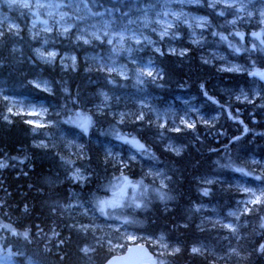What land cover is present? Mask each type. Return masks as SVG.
<instances>
[{"label":"trees","instance_id":"trees-1","mask_svg":"<svg viewBox=\"0 0 264 264\" xmlns=\"http://www.w3.org/2000/svg\"><path fill=\"white\" fill-rule=\"evenodd\" d=\"M81 1L93 12H132L143 2H153ZM0 7L7 13V20L20 28L16 43L23 55L28 56L31 46H36L30 42L31 15L23 9L8 8L1 1ZM193 10L199 14L202 12L199 7ZM209 18L217 34L227 32L226 28H221L220 16L213 18L210 15ZM182 34L185 36V33ZM51 41L56 43L59 51L74 54L77 71L64 72L55 77V70L47 72V68L42 66L32 68L25 62H19L13 51L14 38L0 31V87L6 90L4 94L26 97L31 103L51 108L54 117L63 123L75 119L76 113L86 111L99 90L119 96L115 105L127 112L124 119L116 123L107 109H101L99 114L90 111L88 132L75 128L87 152L83 168L89 180L83 187V194L90 195L95 201L107 199L111 194L110 185L117 177L127 176L133 182L142 181L138 191L144 193L138 196L144 205L142 208L126 207L109 209L108 212L133 221L127 225L128 230L153 237L163 232L169 242L177 245L179 252L165 257L156 254L157 264L161 261L164 264H264V252L260 250L264 246V227H261L264 225V195L254 209L240 215L233 253L225 254L223 249L217 248L220 242L217 243L216 237L227 234L224 228L204 222L201 220L204 215L200 217L193 208L194 204L205 202L216 205L222 214L243 197L241 191L232 186L233 182L246 181L264 186V171L245 167L241 161L243 156L264 161V152L260 151L264 148V107L226 101L214 88L215 83L228 87L244 86L247 76L219 73L201 63L199 44L192 46L176 40L175 46L182 50V55L160 56L153 53L150 60L160 70V77L145 84L146 94L159 104L180 92L198 95L214 104V110H219L221 115L214 126L196 124L193 131L179 129L171 132L162 128L150 114L144 117L138 114V101L143 99L135 93L131 79H122L92 67L95 63L92 59L82 60L87 54L97 51L96 47L77 41L73 30L66 38L54 34ZM98 52L101 55L102 51ZM255 61L257 65L253 67L264 69V61ZM84 63H89L87 71ZM37 68L43 77L51 80L50 94L27 84L28 74L37 71ZM109 109L116 110L115 107ZM8 110V104L0 98V164L5 165L0 168V248L8 250L17 264H103L111 255L122 252L129 243L118 234L112 240L123 245L119 249H110L104 243L95 245L96 239L89 229L81 227L88 219L80 214L74 215L71 210L61 209L67 205L68 190L71 187L79 189L65 180L67 170L57 156L61 145L57 148L58 152L34 146L38 137L32 133L28 118L10 114ZM70 130L74 132V127ZM118 137H134L145 146V151L136 150ZM165 138L182 145L183 153L175 155L165 150L162 141ZM118 146L122 151L131 149L137 156L141 152L150 161L168 170L170 180L167 187L156 189L148 184L137 162L128 159L127 166L121 165L107 150V147ZM236 168H243L253 176L237 172ZM209 175L216 176L218 182L209 186L200 184L199 178ZM254 175H260V179ZM205 190L208 195L203 194ZM161 195L165 198L161 199ZM4 225H9V228H4ZM12 230L17 234L13 235ZM25 232L27 238L23 235ZM199 243L207 244L212 251L192 254L189 248ZM84 247L91 251L89 255L83 253Z\"/></svg>","mask_w":264,"mask_h":264},{"label":"rangeland","instance_id":"rangeland-1","mask_svg":"<svg viewBox=\"0 0 264 264\" xmlns=\"http://www.w3.org/2000/svg\"><path fill=\"white\" fill-rule=\"evenodd\" d=\"M0 1L2 2V0ZM230 2L234 4V7H225L222 0L221 2H217V0H201L199 4L181 2V0H153L152 3H141L139 8L134 9L132 12H119L118 10L93 12L81 0H30L32 7L28 9L17 6L11 7V9L26 10L31 15L30 42L32 44L35 43L36 46H31L28 56L23 55L22 49L16 43L20 37V33H18L20 28L7 20V13L1 7L0 31L2 32L3 30L14 38L13 51L19 62H25L32 68L42 66L47 68V72L55 70L57 72L54 71V74L57 77L64 72L77 71L76 59L73 61L72 58H75V56L71 52L59 51L56 43L51 41V37L55 34L61 38H66L68 32L73 30L77 41L84 43V40L87 39L89 41L87 44L97 48V51H92V53L84 56L82 60H85V58L92 59L95 62L92 64L93 66L91 65L92 67L101 69V71H108L110 74L122 79H131L135 93L139 95V98L143 99L138 101V114L141 117L150 114L153 120L160 123L162 128L171 132L172 130L177 131L176 129L193 131L196 124L214 126L221 117L219 110H214V104L208 99L187 92H180L171 99L161 102V104L151 98L146 94L145 84L158 80L160 70L152 63L150 57L153 53L160 56L165 54L182 55V50L175 46L176 40H181L192 46L199 44L201 63L207 64L219 73L247 76V84L244 86L228 87L217 85V83L214 84L216 91L226 101H240L256 105L257 107H264V85L255 76L250 75L253 71H261L252 66L257 65L255 60L264 61V58H261L264 57V44L260 42L264 35V22H262L264 21V15H262L264 13V0H230ZM213 3L215 7H210L209 5ZM4 4L10 8L6 3ZM38 4L44 5V7H37ZM196 7L201 9L202 12L200 14L193 10ZM221 12L224 14L220 15ZM178 15L179 19H177ZM210 15L213 18H219L220 16L221 28H226L227 32L221 31L222 33L217 34L209 18ZM200 19L206 20L207 25L202 28L196 27V22ZM43 21L47 23H42ZM34 24L35 27L33 26ZM169 24L172 27L168 28L167 35L162 37L161 33ZM65 27L69 28L68 32H64ZM45 29L51 30L46 31ZM181 29L185 31H181ZM182 33H185V36ZM238 33H243V39L240 38ZM253 33H262L261 38L256 39L252 35ZM222 36L226 37V39H221ZM109 40L112 41L111 44L108 43ZM138 40L139 43H137ZM37 50L45 53L56 51L58 56L54 62L46 63L38 56ZM99 50L102 51L101 55H98ZM84 66L87 71L89 63H84ZM229 68L239 69V71L225 70ZM141 70H151L154 76H141ZM157 73L159 75H156ZM28 75L30 78L27 84L30 87L46 94L52 92L51 80L43 77L38 68L37 71H32ZM37 83L41 85L40 88L35 87ZM5 91L3 87H0V98L8 104V112L10 114H21L26 116L28 121H39L43 124L42 127H36L34 123H30L32 133L38 137L33 144L34 146L48 147L47 149H53L58 152L57 148L61 145L57 153L58 160L67 170V181L69 184L76 185L79 189L71 187L68 190L67 205L60 208L62 210H71L74 215L80 214L88 219V222L82 224L81 227L89 229V232L96 239L95 245L104 243L110 249H119L121 247H116L117 243L112 240L118 234V237L129 244L148 242L154 248V253H158V256L165 257L176 253L174 250L178 248L177 245L169 242L162 232L153 237L152 235L147 236L128 230V226L122 223L124 218L113 215L110 218L105 217L99 212L97 201L90 195L83 194V187L89 180V175L83 168L84 161L87 160V152L79 140L81 136L75 131L76 126L74 123L66 121L63 123L54 117L51 108H46L42 104L31 103L26 97L16 98L6 95L4 94ZM119 99L116 94L111 95L107 91L99 90L91 100V106L86 111H83L82 114L89 116L90 111L91 113L99 114L101 109H107L109 115L113 116L116 123H120L127 112L120 109L119 105H115ZM111 107H115L116 110L109 109ZM187 123H191L194 126L187 127ZM70 127H74V132L70 130ZM162 141L165 150H169L175 155L183 153L184 148L182 145L176 144L169 138H165ZM113 144L115 145V143ZM107 150L121 165L127 166L126 163L128 162L126 161L128 159L137 162L138 167L143 170L144 179L148 184L153 185V188L162 189L167 187L170 177L165 168L150 161L141 152H138L139 157L131 149L122 151L120 146L116 148L107 147ZM260 151L263 153L264 148ZM144 156L147 158L144 159ZM243 157L244 159L241 161L245 167H250L259 172L264 171V161L248 156ZM247 173L253 176L250 172ZM77 175L80 177L79 179L74 178ZM254 176L259 177L260 175ZM202 178H204L203 181ZM202 178H199L200 180L198 181L205 186L218 182L214 175ZM223 180L224 178L222 177ZM232 186L238 188L243 197L222 214L214 204L193 205L196 213H200V216L204 215L201 220L223 227L227 232L226 238L229 236L234 238V242L230 243L227 241L226 247L219 249H223L225 254L233 253L234 251L240 215L249 213L251 209H254L259 204L252 202L255 199L253 193L262 199L264 189V186L250 184L246 181L233 182ZM246 189H250V191H245ZM129 191L131 192V190ZM138 191L137 197L140 195ZM110 196L111 194L107 198H110ZM138 202H140L139 198ZM126 207L128 206L124 208ZM129 212L133 211L129 210ZM230 213L234 215H230ZM229 224L232 225L235 231L226 227ZM117 228H119V231H116ZM129 236L136 237V239L130 240L128 239ZM161 236L164 239L159 242ZM162 244H167L168 250H165ZM193 248H198L202 251L198 253L208 250L207 244L204 243H199V245H194L190 248V252L195 254L191 251ZM85 249L88 251L85 252ZM82 251L87 255L91 253L86 247ZM169 251L172 254H169ZM209 251L211 252L212 249ZM0 264H16L11 253L6 249L0 248Z\"/></svg>","mask_w":264,"mask_h":264},{"label":"snow or ice","instance_id":"snow-or-ice-1","mask_svg":"<svg viewBox=\"0 0 264 264\" xmlns=\"http://www.w3.org/2000/svg\"><path fill=\"white\" fill-rule=\"evenodd\" d=\"M3 3H6L10 8L13 6H17L20 8H25L28 9L32 7L30 0H2ZM181 2H190V3H197L199 4L201 0H181ZM217 2H221V0H217ZM224 3L225 7L231 8L234 7V4L230 2V0H222ZM210 7H215V4H210ZM37 7H44V5H37ZM224 13L221 12L220 15H223ZM264 15V13H262ZM63 19V17H61ZM177 19H179V15L177 16ZM264 22V21H262ZM42 23H47L46 21H43ZM235 23V21H233ZM207 25V21L204 19H200L196 22V27H204ZM35 27V24L33 25ZM172 25L169 24L167 28L164 29V31L161 33V36H165L168 33V28H171ZM46 31H50L51 29H45ZM69 28L65 27L64 32H68ZM241 39H243V33H238ZM256 39H260L262 33H253L252 34ZM99 38V37H97ZM123 39V37H121ZM221 39H226V37H221ZM89 41L87 39L84 40V43L87 44ZM261 44H264V39L260 40ZM109 44L112 43L111 40L108 41ZM139 43V40L137 41ZM255 47V45H253ZM238 51V49H237ZM38 56L46 63H52L55 61L56 57L58 56V53L56 51H49L47 53L37 50ZM73 61L75 58H72ZM226 71H239V69H225ZM141 76H147V77H153L154 73L151 70H141L140 73ZM156 75H159L158 73ZM252 76H258L261 79H264V72L261 71H253L250 73ZM35 87L40 88L41 85L39 83L35 84ZM46 90V89H44ZM211 99V97H209ZM215 103V101H213ZM31 114V113H30ZM70 123H74L76 127L80 128L83 132L87 133L89 126L91 124V117L87 115H82L81 113H76L75 119H70ZM28 123H34L36 127H42L43 124L39 121H28ZM194 125L191 123H187V127H193ZM179 131V129H176ZM245 131H247V128H245ZM118 139L122 140L124 143L131 145L133 148L137 149L138 151H145V146L140 143L138 140H136L134 137L133 138H128V137H118ZM239 139V137H237ZM177 154H179L177 152ZM5 167L4 164H0V168ZM235 171L241 172L244 175H249V173L245 172L243 168H236ZM75 179H79L80 177L77 175L74 177ZM256 179H260V177H256ZM210 183V181H209ZM143 182H133L130 180L127 176H121L117 177L116 181L110 185L109 191L111 192L110 198L107 199H98L97 200V208L99 212L104 215L105 217H111V214L108 212L109 209H120L124 208L125 206L132 207L134 206L137 209L142 208L144 205L142 202H138V197H137V191L141 188ZM131 190V192L129 191ZM146 191V189H145ZM245 191H250V189H246ZM143 192L140 193L141 196H143ZM204 195H208V191L205 190ZM264 195V194H262ZM253 196H255V199L252 201L253 203H261V197L256 196L255 193H253ZM165 197L161 195V199H164ZM130 201V203H129ZM230 215H234L233 213H230ZM123 224L128 225L133 223V221L128 220L125 218L122 221ZM230 230L235 231V229L232 227L231 224L226 225ZM261 227H264V225H261ZM4 228H9V225H4ZM116 231H119V228L116 229ZM12 234L16 235L17 233L15 230H12ZM24 237L27 238V232H25ZM128 239L130 240H135L136 237L129 236ZM163 237H160V241H163ZM116 247H123V245H115ZM162 247L165 250H168V245L167 244H162ZM262 252H264V246H261L260 249ZM85 252L88 250L85 249ZM175 252H179V249H175ZM193 253H198L200 249L198 248H193L192 249ZM169 254H172L171 251H169ZM109 264H157V260L153 258L151 254L148 253L147 249L141 248L140 246H137L136 248H129L128 249V255L126 256H117L113 258L111 261H109ZM160 264H164L163 261L160 262Z\"/></svg>","mask_w":264,"mask_h":264},{"label":"bare ground","instance_id":"bare-ground-1","mask_svg":"<svg viewBox=\"0 0 264 264\" xmlns=\"http://www.w3.org/2000/svg\"><path fill=\"white\" fill-rule=\"evenodd\" d=\"M203 61V60H202ZM83 160V159H82ZM212 169V168H211ZM223 169H225V168H223ZM168 171V170H167ZM216 171H217V169H216ZM222 171V170H221ZM211 172V171H210ZM213 172V171H212ZM218 172V171H217ZM216 172V173H217ZM222 173V172H221ZM210 174V173H209ZM220 174V173H219ZM65 180L67 181V174H66V178H65ZM170 180V179H169ZM196 180V179H195ZM200 180V179H199ZM204 180V178H202V181ZM199 183V182H198ZM197 183V184H198ZM202 183V182H201ZM204 184V183H203ZM232 188V187H231ZM71 189V188H70ZM220 192V191H219ZM223 193V192H222ZM241 195V194H240ZM205 203V202H204ZM236 204V203H235ZM199 205V204H198ZM199 207V206H198ZM225 207V206H224ZM227 207V206H226ZM230 207V206H229ZM191 210V209H190ZM226 210V209H225ZM196 212V211H195ZM225 212V211H224ZM197 214V213H196ZM200 214V213H199ZM201 217V216H200ZM73 227V226H72ZM201 228V227H200ZM196 229V228H195ZM196 231V230H195ZM194 231V232H195ZM163 233V232H162ZM196 233V232H195ZM160 234V233H159ZM212 234V233H211ZM214 235H216V234H214ZM225 235V234H224ZM156 236V235H155ZM210 237V236H209ZM216 237V236H215ZM214 237V238H215ZM227 236H218V237H216V241H217V243H219L220 242V244H218V246H220V247H217L218 249L219 248H221V246H223V247H226V243H227V241H229L230 243L231 242H234L233 240H234V238H232L231 236H229L228 238H226ZM210 239V238H209ZM211 239H212V236H211ZM209 241V240H208ZM219 241V242H218ZM214 243V242H213ZM229 245V244H228ZM194 246V244L193 245H191V247L190 248H192ZM210 246V245H209ZM212 246V245H211ZM232 246V245H231ZM208 247V246H207ZM189 248V249H190ZM211 249V248H210ZM209 250V249H208ZM192 251V250H191ZM201 251V250H200ZM202 252V251H201ZM158 254V253H157ZM196 254V253H195ZM203 254V253H202Z\"/></svg>","mask_w":264,"mask_h":264},{"label":"water","instance_id":"water-1","mask_svg":"<svg viewBox=\"0 0 264 264\" xmlns=\"http://www.w3.org/2000/svg\"><path fill=\"white\" fill-rule=\"evenodd\" d=\"M261 72H264V70L261 71ZM256 78H257L260 82H262V83L264 84V79H261V78H259L258 76H256ZM137 246H140L141 248L147 249L148 253L151 254V253L149 252L148 248H147L145 245H143V244H133V245L128 246V247L124 250L123 253H121V254H119V255H114V256L110 257V258H109L104 264H109V261H111L113 258H115V257H117V256H126V255H128V249H129V248H136ZM151 255H152V254H151Z\"/></svg>","mask_w":264,"mask_h":264}]
</instances>
